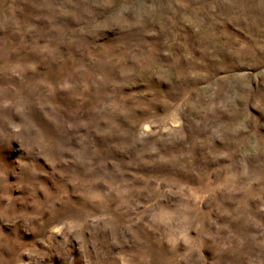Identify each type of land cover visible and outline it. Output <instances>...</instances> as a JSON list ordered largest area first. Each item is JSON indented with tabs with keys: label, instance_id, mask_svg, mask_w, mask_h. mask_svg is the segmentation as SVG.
<instances>
[{
	"label": "rangeland",
	"instance_id": "1",
	"mask_svg": "<svg viewBox=\"0 0 264 264\" xmlns=\"http://www.w3.org/2000/svg\"><path fill=\"white\" fill-rule=\"evenodd\" d=\"M0 264H264V0H0Z\"/></svg>",
	"mask_w": 264,
	"mask_h": 264
}]
</instances>
